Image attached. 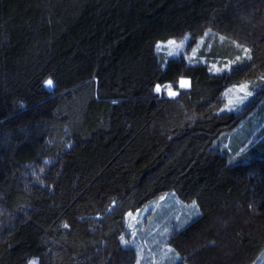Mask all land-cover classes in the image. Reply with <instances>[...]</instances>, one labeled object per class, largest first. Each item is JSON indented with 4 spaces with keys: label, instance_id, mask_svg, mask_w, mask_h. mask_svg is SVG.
Instances as JSON below:
<instances>
[{
    "label": "trees",
    "instance_id": "obj_1",
    "mask_svg": "<svg viewBox=\"0 0 264 264\" xmlns=\"http://www.w3.org/2000/svg\"><path fill=\"white\" fill-rule=\"evenodd\" d=\"M206 30L228 69L159 48ZM243 82L264 83V0H0V264H138L126 216L162 195L195 213L173 264H254L264 146L228 143L253 103L222 111Z\"/></svg>",
    "mask_w": 264,
    "mask_h": 264
},
{
    "label": "rangeland",
    "instance_id": "obj_2",
    "mask_svg": "<svg viewBox=\"0 0 264 264\" xmlns=\"http://www.w3.org/2000/svg\"><path fill=\"white\" fill-rule=\"evenodd\" d=\"M186 39L168 41L161 44L159 48L168 56L184 54L188 60L206 61L213 72L228 69L227 65L222 64L220 57L207 56L214 42L220 39H217L211 31L206 30L203 36L191 46ZM200 53L213 61L199 58ZM183 81L186 82V86L189 84L187 80ZM241 86H244L243 89ZM160 87L161 93L173 96L169 95V92L174 93V87L170 85ZM262 89H264V83L259 86L251 82L232 85L226 89L222 111L239 113L253 103L245 120L237 129L229 133L228 143H232V139L234 140L233 145H241L247 138L249 141H255L259 133L264 146V90ZM194 214L193 206L182 205L171 195H162L140 210L126 216L127 230L125 239L123 238L122 241L125 246L135 249L138 264H173L175 258L166 245L167 239L173 229L177 230L186 225ZM254 264H264V253L257 258Z\"/></svg>",
    "mask_w": 264,
    "mask_h": 264
},
{
    "label": "snow or ice",
    "instance_id": "obj_3",
    "mask_svg": "<svg viewBox=\"0 0 264 264\" xmlns=\"http://www.w3.org/2000/svg\"><path fill=\"white\" fill-rule=\"evenodd\" d=\"M43 85H44L45 88H52V87H54V83H53V80H52V79L45 80V81L43 82ZM180 86H181L182 88L185 87V86H186V82L183 81V80H181V81H180ZM243 87H244V86H241L242 89H243ZM155 91H156L157 93H159V92L161 91V87H160V85H156V87H155ZM169 95H175V93H173V92H169ZM65 227H67V226L65 225Z\"/></svg>",
    "mask_w": 264,
    "mask_h": 264
}]
</instances>
